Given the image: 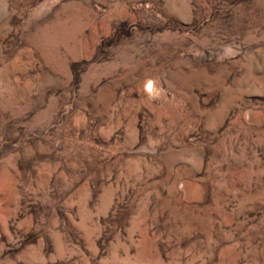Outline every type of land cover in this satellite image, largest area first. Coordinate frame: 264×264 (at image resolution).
Listing matches in <instances>:
<instances>
[{
	"label": "rangeland",
	"instance_id": "374dc122",
	"mask_svg": "<svg viewBox=\"0 0 264 264\" xmlns=\"http://www.w3.org/2000/svg\"><path fill=\"white\" fill-rule=\"evenodd\" d=\"M0 264H264V0H0Z\"/></svg>",
	"mask_w": 264,
	"mask_h": 264
}]
</instances>
